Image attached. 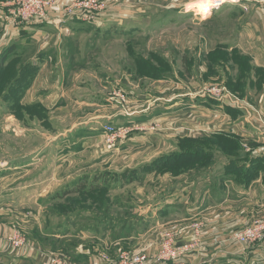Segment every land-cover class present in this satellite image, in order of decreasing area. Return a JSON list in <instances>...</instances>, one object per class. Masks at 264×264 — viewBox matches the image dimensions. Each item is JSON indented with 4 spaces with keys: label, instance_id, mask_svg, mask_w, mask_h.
Masks as SVG:
<instances>
[{
    "label": "rangeland",
    "instance_id": "1",
    "mask_svg": "<svg viewBox=\"0 0 264 264\" xmlns=\"http://www.w3.org/2000/svg\"><path fill=\"white\" fill-rule=\"evenodd\" d=\"M106 1L99 0L102 12L96 21L107 16L119 22L108 25L98 38L91 32L69 34L59 44L61 68L69 66L65 68L69 89L63 91V105L54 106L61 91L51 90L52 97L46 100L47 91L40 89L45 92L42 102L20 104L23 109L13 111L8 119H1L6 111L0 106V161L33 163L15 171L21 173L15 176L20 178L15 187H23L26 193L13 196L16 213L5 216L10 230L20 231L30 244L35 241L49 253L54 251L66 264H79L76 254L81 250L90 251L89 261L96 262L91 264L117 262L122 253L146 254L149 264H171L158 259L170 236L174 248L182 252L178 260L193 255L203 241L243 247L232 236L264 218L262 208L255 201H245V211L255 212L249 225L222 237L221 231L216 236L212 232L216 204L202 200L208 189L226 192V197L233 190L245 192L255 177L264 174L252 164L258 159L254 154L262 141L240 136L242 123L264 130V4L224 0L203 14L195 11L202 0ZM73 3L68 0L62 7L70 9ZM9 11L8 7L10 18ZM31 57L28 52L24 59L12 58L7 81L24 63L21 75L33 76L26 79V86H32L41 64ZM102 75L109 79L103 81ZM40 77L46 83L50 75L42 72ZM85 77L89 86L80 88ZM119 90L133 92L137 104L118 95ZM87 91L113 101L108 104L100 99L99 104L85 105L80 98ZM177 96L188 100L183 112L176 113ZM165 102L169 107L175 105L169 116L132 125L114 144L105 142L100 120L91 127L89 137L63 141L76 151L56 152L60 139L51 133L80 128L78 124L89 118L147 111ZM230 110L233 115L228 114ZM81 146L83 149H75ZM180 152L186 156L157 162ZM249 163L251 170L247 169ZM123 173L130 175L122 179ZM84 177L91 179L90 186L84 182L80 184L83 191L72 192ZM31 181L36 185L30 187ZM9 184H0V192L10 190ZM0 203L7 205L1 197ZM189 215L194 217L183 219ZM49 231L57 235L47 236ZM7 234H0V253L28 264L24 256L31 248L12 249ZM117 234L123 241L113 249L99 239ZM187 235L190 240L184 243ZM93 236L97 239H91Z\"/></svg>",
    "mask_w": 264,
    "mask_h": 264
},
{
    "label": "crops",
    "instance_id": "2",
    "mask_svg": "<svg viewBox=\"0 0 264 264\" xmlns=\"http://www.w3.org/2000/svg\"><path fill=\"white\" fill-rule=\"evenodd\" d=\"M55 1H56V6L47 11V18L45 21L14 24L11 23V20L7 15V9L9 7L8 0H0V55L2 53L4 54L5 52H8L5 63L10 61L14 57H18V58L22 57L24 59V55H26L29 52L30 55L32 56L29 59L31 60L33 59V62L36 61L38 63L40 62L41 64V67L39 68V75L34 80L32 86H27L25 90H23L20 99V104H36L37 102H42L41 96L45 94V92L40 91V89H42L43 91L44 90L47 91L45 96L46 100L52 97L51 90L61 91L60 96H57L58 100H55L54 102V106L57 107L63 105L62 103H64L66 98L64 97L63 91L67 89L69 85V83L66 81L69 75H68V71L65 68H68L69 66H65L64 68H61L63 64H61L62 62L61 51L59 50L58 47L63 40L62 37L65 36L67 37L69 34H71L70 36H75V35L78 36L91 32V34L94 35V37L98 38L101 35V32L104 31L108 25H112L113 23L119 22L118 20L115 19L108 20L106 18L107 16H104L100 20L92 22L91 24H93V26H89L86 24V22H82L78 18H68L65 16L61 8H64L62 7V5L68 3V0H55ZM107 2L108 0L106 1V3ZM105 19H107V21H105ZM101 20L104 21L98 22ZM262 20L263 21L261 22V24L263 25V29H264V19L262 18ZM31 52H34V54L32 55ZM63 55L66 57L64 52ZM23 64L21 65V67L23 66ZM51 66H54V69ZM92 71H95V69H92ZM42 72H48V74L50 75V78L46 81V83L41 82L40 75ZM77 78H78L77 76L71 78V82L76 81ZM101 79L105 81L108 80L109 78L102 75ZM84 81H87L86 77L82 80L80 88H84L82 85H85V88L89 86L88 81L85 83ZM121 91L125 93L126 97L128 98V102L130 104L132 105L137 104V101H134L133 99V92L129 90L126 91L121 90ZM96 93L97 92H88V91L85 94L82 93L83 95L80 98V102H83V104L85 105H95V104H99L98 101L102 99L104 100V102H107L108 104L111 103L109 97L107 96L101 97L98 96L100 94L97 95ZM174 99H176V101L179 103V106L171 105L169 107L168 103L165 102V103L155 104L153 108L151 109L149 108L150 110H147L148 112L141 109L132 110V111L128 110L125 113L118 111L112 115L106 114L99 117L89 118L83 123L78 124L79 126H81L80 128H72L73 130L71 129L64 130L63 131L64 133L62 134L51 133L55 137H58V139H60L58 144L62 148L59 147L58 149H56V152H70L68 150H72L73 147L64 145L62 143H64L65 141L69 142L70 139L76 137L79 138L89 137V134H92L91 129L93 128L91 127L94 126L95 124H98L100 120L102 121L103 124L102 125V132H103L104 125H112L118 127L128 124H136L145 121H150L152 119H156V117L162 118L169 116L170 114L169 110L174 106L177 107L176 113L178 111L181 112L185 111L184 110L185 108L183 106H187L186 101L188 100L179 96L175 97ZM0 106L3 108V110L6 111L2 113L1 119L10 118L11 116L9 114L11 113H8L6 105L3 102H0ZM108 107L110 106L108 105ZM231 111L232 110H230V112ZM228 114L233 115L232 112ZM119 116L121 118H119ZM117 118L120 120H116ZM242 125L243 126H241L240 129V136L242 138L250 136V137H254L252 138L253 141L256 142L260 140L262 141L260 142L261 145L257 147L259 149L255 152L254 155H256L258 159H261L260 166L262 172H264V148H263L264 130L260 128L258 125L255 126L249 122L242 123ZM18 126L19 125H17V127ZM18 128L22 131L20 126ZM54 144H57V141ZM59 149H61V151ZM75 149H83V146L76 147ZM73 151L76 150H74L73 148ZM96 152L97 150L93 151V153L95 154ZM29 165L32 166L33 163L21 164V162H18V160L15 161V163L0 161V182H1L0 184L2 183L4 184L5 182L9 181L10 184L7 186H11V189L8 190L7 192H3V193L0 192L1 195L0 197L3 198V200L7 203V205L0 203V234L2 233V231L9 233L11 229L9 228L10 222L5 220V216L7 217L8 214L13 216V213H16L15 210L17 209L13 205L14 194L18 193L19 195H23L24 193H26L25 190L22 189L23 187L21 188L15 187L20 184L19 181L20 178L15 176L21 174L20 172L16 173L15 171L23 167H27ZM34 185H36V182L34 181H31L29 183L30 187H33ZM232 192L231 193L229 192L227 194V196L229 197H226V192L221 194L220 191H215L210 189H208V191L204 193L205 197L203 198L202 203H207V204L209 203L213 205L216 204L213 212V214L216 216H213L212 219V226L214 227V229H212V232L215 233V236L217 235V232L221 231V234L219 236L224 237L226 236V234L231 233L234 230H238L249 225L250 220L252 217H254L253 214H255V212L253 213L250 211L246 212L247 210L245 211V208H243L246 205L245 201L246 202L255 201L256 206L262 208L260 209L261 211H264V174L262 176L259 175L258 178L255 177L250 187L245 192H243L242 190L241 191L233 190ZM37 196L41 197L42 195L38 194ZM234 196H240V197L237 199L235 198L233 199L232 197ZM235 208H238L240 210L235 212L234 211ZM260 210L257 212H261ZM186 213L188 212L186 211ZM191 217H194V215L193 216L189 215V217L184 216L183 219L191 220L190 219ZM151 229L152 230L154 229L153 231H156L155 228L153 227H151ZM150 231L148 233H150ZM46 235L54 237V235L50 233H47ZM141 237L142 236H139V238ZM186 237H187V242L184 243H188L190 240V237L188 235ZM91 239L96 240L97 238L93 236V238ZM99 239L104 243L105 247L108 249H113L115 247V244L123 241V239L119 237V234H117L116 237L112 239L111 237L109 238L107 235H103L99 237ZM37 244L35 241H33L31 244L32 246L31 250L27 252L26 256H24L27 258L24 260L28 264H43L42 261L44 259H42L43 257L41 253L43 252L44 254H51L44 247H42L41 244H39L38 242ZM89 254L90 251L88 250H81L79 252L77 251L76 255L81 257V259L77 258L79 264L96 263L95 260L89 261L90 259L89 258L90 256H88ZM16 257L13 259L12 255L0 253V264H19L21 262V259L19 260V258ZM183 257H184L183 259L177 261L183 262V264H264V240L261 243L249 248L230 246L227 243H223L219 245L213 240L212 242L203 241L202 247L200 246V248L197 249V251L193 255H183Z\"/></svg>",
    "mask_w": 264,
    "mask_h": 264
},
{
    "label": "built area",
    "instance_id": "3",
    "mask_svg": "<svg viewBox=\"0 0 264 264\" xmlns=\"http://www.w3.org/2000/svg\"><path fill=\"white\" fill-rule=\"evenodd\" d=\"M47 1V2H45ZM73 6L70 9L61 8L62 12L68 18H78L82 22L92 23L96 21L98 15L102 12V4L99 0H73ZM241 1V0H230ZM252 1L258 4H264V0H245ZM224 0H215V5L222 4ZM8 6L10 8V20L14 24H23L29 22H42L47 18V11L54 8L56 5L52 0H8ZM122 95L126 98L123 91L119 90L118 95ZM124 98V100H125ZM111 101L112 98H110ZM134 124H128L124 126H112L104 125L103 133L105 134V142L114 144L116 140L123 139L130 131L129 128ZM233 241L238 243L244 248H249L261 243L264 240V218L255 220L249 228H245L241 231H236L232 236ZM6 242L13 249H24L27 247L32 248L31 244L27 240L24 234L16 229L10 230L7 234ZM198 242L194 241V246H197ZM47 264H66L65 260L58 257L56 254H44ZM122 253L119 254V258L116 260H106L105 264H149V256L146 254H131ZM182 257V252L174 248L173 238L170 236L164 241L160 250L159 260L169 261L171 264H183L177 260Z\"/></svg>",
    "mask_w": 264,
    "mask_h": 264
},
{
    "label": "trees",
    "instance_id": "4",
    "mask_svg": "<svg viewBox=\"0 0 264 264\" xmlns=\"http://www.w3.org/2000/svg\"><path fill=\"white\" fill-rule=\"evenodd\" d=\"M7 53L8 52H5L4 54L2 53L3 55L2 54L0 55V102H3L6 105L8 113H12L13 111H16V110H19V109H23V107L20 105V99H21L23 90H25V88L27 87L26 86V83H27L26 79L30 80L33 76H31L30 78H26V77H24V75H21V74H23L22 73L23 69L26 67V65H24V66L21 67V70L17 69L16 71H14V73L11 72V74L13 75V78L10 79L9 81H7V79H8L7 78L8 77V75H7L8 67H10L12 65L11 61H8V62L5 63ZM151 76L155 77L156 79L161 77V75H159V76L151 75ZM169 156H175V158L176 157L182 158V157H184L186 155H185V153H181V152L180 153H174V155L172 154V155H167L166 157L163 156V157H161V159L159 158L157 162H161L162 160L164 162H167V161H169L171 159V157H169ZM252 164L253 165L256 164V166L261 167L260 166L261 165V159H257L255 161H253ZM247 169L251 170V164L250 163L247 165ZM128 175H130V174H128ZM128 175L123 173L122 175H120V177L123 179L124 177H126ZM111 178H115V177L112 176ZM98 180L99 179L96 178L95 183ZM90 181H91V179L88 180L86 177L82 178L80 180V182L75 187L73 186V191L72 192H78V191L81 192V191H83V186H80V184L84 183V182H87L88 185L90 186ZM95 187H97V186H95ZM64 194H65V190L62 192V195H64ZM62 195H60L59 197H61ZM39 202L42 203V199L39 200ZM52 232H55V233H52ZM49 233L52 234V235H57L56 231H51V232L49 231ZM29 239H32V238L30 237ZM45 249L47 251H49L47 248H45ZM52 252H53L52 254H57L54 251H52ZM77 258L81 259L80 256H77Z\"/></svg>",
    "mask_w": 264,
    "mask_h": 264
},
{
    "label": "bare ground",
    "instance_id": "5",
    "mask_svg": "<svg viewBox=\"0 0 264 264\" xmlns=\"http://www.w3.org/2000/svg\"><path fill=\"white\" fill-rule=\"evenodd\" d=\"M214 3H215V0L198 1L195 5L196 6L195 11H198L204 14L209 11V9L211 8V6H213ZM204 5H206V7H202Z\"/></svg>",
    "mask_w": 264,
    "mask_h": 264
},
{
    "label": "clouds",
    "instance_id": "6",
    "mask_svg": "<svg viewBox=\"0 0 264 264\" xmlns=\"http://www.w3.org/2000/svg\"><path fill=\"white\" fill-rule=\"evenodd\" d=\"M202 7H206V5L202 6Z\"/></svg>",
    "mask_w": 264,
    "mask_h": 264
}]
</instances>
